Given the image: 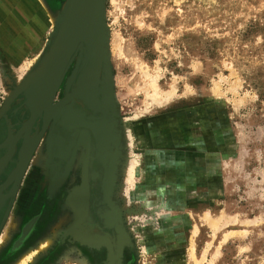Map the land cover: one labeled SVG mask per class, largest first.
Returning a JSON list of instances; mask_svg holds the SVG:
<instances>
[{
    "label": "rangeland",
    "instance_id": "1",
    "mask_svg": "<svg viewBox=\"0 0 264 264\" xmlns=\"http://www.w3.org/2000/svg\"><path fill=\"white\" fill-rule=\"evenodd\" d=\"M63 1L44 0L48 13L37 0H0V119L22 97L15 92L24 65L47 51L50 16ZM103 4L115 108L105 126L116 143L101 148L103 130L83 124L96 142L90 169L95 162L97 171L96 206L89 191L84 207L86 225L112 247L72 240L67 234L76 226L62 222L65 213L54 203L24 220L13 195L0 212V264H92L95 255L101 264H193L192 245L200 264H264V0ZM78 58L54 96L58 114L44 126L68 123L77 100L66 87ZM78 182L74 172L62 195ZM45 195L50 202L55 192ZM58 226V238L37 253L35 244ZM29 250L35 257L23 263Z\"/></svg>",
    "mask_w": 264,
    "mask_h": 264
},
{
    "label": "flooded vegetation",
    "instance_id": "2",
    "mask_svg": "<svg viewBox=\"0 0 264 264\" xmlns=\"http://www.w3.org/2000/svg\"><path fill=\"white\" fill-rule=\"evenodd\" d=\"M12 104L10 109L0 119V187L15 175L14 173L18 166L19 154L22 148L24 167L18 181L9 182L5 186L3 194L7 197L0 208V212L6 209L15 198L14 204L18 201L16 211L18 213L22 212L23 219L28 220L31 212L41 211L46 205H50L51 203L62 205V199L65 197L62 193L67 190L69 184H72L70 183V179L74 175V172H78L79 182L74 186L72 185L73 188L82 182L84 165L79 163L77 159H72L76 151L77 154L81 150L86 151V146H82L81 149L77 148L78 140L84 133H89L90 135V129L84 127L83 124L87 120L95 121V117L84 107L81 101H76L73 109L66 112V116L69 114V117H71L70 115L73 117L68 123L59 120L49 124V126H44V121L48 123L54 117L46 119V117L42 116L37 118L30 125L29 129L25 130V124L28 123L30 115L23 105V96L15 99ZM74 112L85 114L86 120L81 119L82 117ZM49 138L53 140V144L50 147L47 146L49 144V142L47 143ZM89 139L90 141L87 146L89 150L87 175L89 178L91 201L95 199H93V192L95 190L93 172L97 171L95 162H93L92 166L94 168L93 171L90 169V154L92 150H95L96 142L91 135ZM43 155L46 156L44 160ZM71 187L68 189L71 190ZM46 192L47 194L48 192H55V195L51 196L50 202H48L49 195H45ZM90 203L92 207L96 206L92 201ZM91 220L96 225L97 222L93 217ZM56 221H58V217ZM66 239L68 240L70 238L61 240ZM90 260L92 264H101V260L97 255L90 256Z\"/></svg>",
    "mask_w": 264,
    "mask_h": 264
},
{
    "label": "water",
    "instance_id": "3",
    "mask_svg": "<svg viewBox=\"0 0 264 264\" xmlns=\"http://www.w3.org/2000/svg\"><path fill=\"white\" fill-rule=\"evenodd\" d=\"M104 0H67L65 7L62 8L61 20L55 27V35L52 39L50 46L41 58V62L36 72L29 78L27 85L21 89L23 96V105L30 115V119L26 126L30 122H34L37 117H42V108L44 102L55 96L58 90V83L62 78V75L68 64L71 65L74 57L79 54L78 65L72 75L77 73L78 66L79 74L76 83L71 92V99L81 101L84 107L91 111L93 114H98L94 122H85L86 125L91 126L94 129H102L99 133L98 144L100 147H106L108 142L102 143L103 135L106 133L108 127L106 124V115L108 111L115 109L114 102L112 100V90L110 85V77L108 73L107 57L105 58L104 51H101L100 44L104 38L107 40L105 25H104ZM82 46V50H78L79 46ZM103 52V55H102ZM96 56L98 66H96V78L97 87L99 93L101 92L100 103L98 107L93 108L83 97V85L84 81L88 78V73L91 71V66L94 63L93 59ZM104 56V57H103ZM57 58L60 59V63L57 65ZM96 65V64H95ZM70 67V66H69ZM53 80L48 84L49 78ZM101 86V88L99 87ZM39 98V111L37 116H32L31 113V101L32 98ZM72 109H70L71 111ZM71 113V112H70ZM79 114L83 119V114ZM71 118L72 115H70ZM70 117H65V121L69 122ZM30 127V126H29ZM2 167V166H1ZM24 167L23 163V148L19 154L18 166L15 175L10 178L4 185L0 187V190H4L5 186L9 182H17L22 174ZM112 187V175L108 177L106 187ZM105 190L107 193L110 191ZM3 198L0 200V208L4 204L6 197L2 193Z\"/></svg>",
    "mask_w": 264,
    "mask_h": 264
},
{
    "label": "bare ground",
    "instance_id": "4",
    "mask_svg": "<svg viewBox=\"0 0 264 264\" xmlns=\"http://www.w3.org/2000/svg\"><path fill=\"white\" fill-rule=\"evenodd\" d=\"M37 1L41 2L44 5V7H45L46 10L48 9L47 6H46V4H45V2H44V0H37ZM66 1L67 0H64L62 2L61 9L57 12L56 16H52L50 14L51 15L50 16V20H51V25H52V28H53V33L50 32V34H49V37L51 36L49 38L48 42H47V44H49V46H50V44L52 42V39H53V37L55 35V29H56L55 27L59 24V22L61 20L60 16H61V13H62V8L65 7ZM30 3H32V2H30ZM25 6H27V5H25ZM28 11H29V9H28ZM47 12H48V10H47ZM100 49H101V51H104L105 58L106 57L108 58L107 52H106L107 51V40H104V38H103V40H102V42L100 44ZM78 50H80V51L82 50V46L81 45L78 47ZM42 53L38 57H36L33 60L28 61V63H26L24 65V69H25L24 70L25 71L24 73H26V75L29 76V75H31V74H33L34 72L37 71V69L39 67V64L41 62V58L44 55V54L42 55ZM102 55H103V52H102ZM97 58H96V56L94 57V59H93V62L94 63L91 66V71L88 73V78L84 81V85H83V91H84L83 97L86 98V100L89 102V104L91 106H93V108L98 107V105L100 103V98H101V92L99 93V90L100 89H98V87H97L98 83H97V78H96V66H98ZM56 60H57V65H58L60 63V59L57 58ZM69 66H70V64H68V67L64 71V73L62 75V78H61V80L58 83V89H59L60 85L62 84V82L64 80L65 74L67 73V71L69 69ZM78 74H79V70L75 74V77H74V75H71V77H70V79L68 81V86L66 87V92L67 91H70V88H73L74 87V83H76V81H77ZM24 77L21 78L22 79V82L17 87L15 93H17L18 91H20L21 89H23L27 85V84H24L23 85V79H24ZM52 80H53V78L50 77L49 80H48V84H50ZM153 85H155L154 82H153ZM99 87L101 88V86H99ZM52 96H51V98L47 99L44 102V105H43V108H42V112H41L42 113V116L43 117H46V119L47 118L49 119V118L55 117L57 115V112H58V108L55 109L53 107L54 105H52L53 100H54V97H52ZM69 98H71V97L69 96ZM38 104H39V98L38 97L32 98V101H31V113H32V116H37L38 111H39ZM145 106H148V105H145ZM89 112L92 114L93 117L98 118L97 117L98 114H93L91 111H89ZM80 114H82V113H80ZM66 117H69V114ZM85 118H86V115L83 114V119H85ZM45 122H47V121H45ZM32 123H33V121L30 122L29 125L25 126V130L29 129V126L32 125ZM112 130H113V128H111V126L109 125L108 128H107V130H106V133L103 135V141H102L103 144H105L106 142L110 143V141H112L113 143H116L115 141H113V139L115 137L113 135V132H111ZM89 137H90L89 133H84V134H82L79 137V140H78V149H81L82 146H86V148H85L86 151L82 153V156L80 155L81 157L78 155V159H77V161L79 163H81V164L84 165L83 175H82V183L80 185H78L71 193L69 192L70 193L69 196L67 195L64 198V200L62 201V205H61V208H62V211H63L62 213H65V216H63L62 222H66V221H69L70 220L71 222L73 221V224H75L74 226H76V228L74 229V231L71 230V231H73L72 233L69 234V232L67 231L68 232L67 235L71 236V239L72 240L80 241V242H83V243H91L93 246H96V247H99V246H102V245H107V246H109V248H111L112 247V243L109 242L108 237L104 233H102L101 231L98 232L97 229L94 226H92L93 228H91L88 225H86V220H87V219H85V211H86V209L84 207L86 196H85L84 193L85 192H89V190H90L89 189V187H90V185H89V178H88V175H87V172H88V170H87V168H88L87 159H88V153H89V150H88V147L87 146H88V143L90 141ZM114 140H116V138ZM118 142H119V140H118ZM74 156H75V154H74ZM74 156H73V159L75 158ZM136 162H138V161H136ZM135 173H136V165H134V162H133L131 164V167H130V170H129V176H128L130 183H133V180H134L133 177H134ZM109 189H110V187H108V190ZM2 193H3V191L1 189L0 190V200L3 198ZM87 217H89V216H87ZM59 233H60V229H59V226H58L52 232V234L47 235V236H44L41 239H39L38 243L35 244V246H34L35 247L34 250L37 253L40 252V251H43V253H44L51 246V244L53 243L54 239H57L58 238ZM4 239L5 238L3 237L0 240V245L2 244V242H4ZM34 250L33 251L32 250H29L26 253V255L21 258L23 260L22 261L23 263H25V261L27 259H29V258L31 259V257L36 254ZM121 253H122V243H121V247L118 248L116 250V252H115L114 257H115L116 260L118 258V255L120 256ZM191 253L193 254V255L191 254V261H192V263L193 264H200L201 261L196 257V255L194 253L193 245H192V252ZM110 257H111V260H112V256L111 255H110ZM16 264H18V263H16Z\"/></svg>",
    "mask_w": 264,
    "mask_h": 264
},
{
    "label": "crops",
    "instance_id": "5",
    "mask_svg": "<svg viewBox=\"0 0 264 264\" xmlns=\"http://www.w3.org/2000/svg\"><path fill=\"white\" fill-rule=\"evenodd\" d=\"M2 166V165H1Z\"/></svg>",
    "mask_w": 264,
    "mask_h": 264
}]
</instances>
